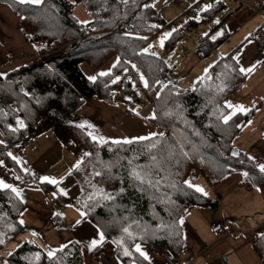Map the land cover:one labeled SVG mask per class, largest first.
I'll return each instance as SVG.
<instances>
[{"label": "trees", "instance_id": "obj_1", "mask_svg": "<svg viewBox=\"0 0 264 264\" xmlns=\"http://www.w3.org/2000/svg\"><path fill=\"white\" fill-rule=\"evenodd\" d=\"M3 1L22 16L19 26L38 54L27 65L0 73V130L5 138L0 139V161L7 162L20 178L31 176L12 148L34 133L52 110L69 117L95 95L112 103L114 92L124 89L138 96V87L152 109L148 120L166 129L162 135L131 144H114L113 140L101 144L92 140L86 127H66L81 155L79 167L71 171L80 186L76 200L84 218L114 243L122 264H151L135 251L137 244L174 256L181 251L183 216L196 206L212 203L203 192L189 187L195 169L212 186L234 172H241L245 182L264 186L261 160L234 143L253 111L236 112L228 123L221 118L230 114L227 99L246 78L233 55L222 56L190 90L179 89L176 81L166 77L170 66L166 58L145 51L166 26L155 0H44L40 5ZM77 2L88 10L90 21L81 22L74 14ZM183 32L175 29L165 39V52L174 48ZM224 37H206L199 54L208 55ZM114 55L118 56L115 66L94 80L81 67L85 61L97 70ZM134 172L145 173L150 183H141ZM42 185L56 189L55 184ZM56 199L71 200L63 193ZM25 207L20 196L0 187V251L24 229ZM254 244L264 260V232ZM65 245L55 250L53 258L37 241L26 240L7 256L6 263L85 264L77 240ZM100 248L97 245L91 252ZM125 249L132 255H124Z\"/></svg>", "mask_w": 264, "mask_h": 264}, {"label": "crops", "instance_id": "obj_2", "mask_svg": "<svg viewBox=\"0 0 264 264\" xmlns=\"http://www.w3.org/2000/svg\"><path fill=\"white\" fill-rule=\"evenodd\" d=\"M257 1L260 4L258 9H255L254 5ZM209 5L211 7H208ZM154 7L164 18L166 26L184 20L175 28L185 31L183 34L197 32L202 25L207 26L206 34L199 40L198 46L191 55L192 59L200 58L199 67L188 75H184V71L175 73L172 69L177 76L175 80L177 88L190 90L210 67L225 55H233L240 68L252 69L250 72H245V80L228 97L227 104L234 106L230 108V114L253 111L252 116L235 137L234 143L239 150L260 159V165L264 164V0H155ZM21 19L22 16L13 6L0 0V73L2 75L27 65L38 56L19 26ZM193 20L196 22H191ZM223 35L224 39L208 55L199 54V46L206 37L212 39ZM182 39L183 37L179 41ZM240 107L244 111H240ZM121 110L113 102L105 101L95 95L86 100L69 117H63L58 111L52 110L39 123L31 141L40 138L42 143H47L44 138L49 137L48 144H42L44 149L48 150L49 147L54 146L53 149H58L61 156L63 153L66 154L67 161L62 174L67 171L71 173L80 161L81 155L75 150L68 136L67 125H84L90 133L101 137L107 122L110 121L114 127L117 126L113 121L119 119L122 122L120 115L117 116ZM142 113L147 120L152 116L149 103ZM144 118L142 117V121L146 124ZM153 125L154 128L151 127L147 131H155L154 133L158 134L159 126L154 123ZM0 135L4 137L1 130ZM117 135V132L105 131L103 138L111 140ZM38 154V159L42 158L43 154ZM24 157L26 170L29 174H35L34 169H37L33 155L30 154L28 157L25 152ZM192 176L193 185L202 188L203 193L212 203L196 206L183 216L185 243L177 255L156 252L140 245L141 250L147 253L151 264H264L254 244L264 232V186H255L251 182L243 181L241 172L230 174L214 186L210 185L201 174ZM17 177H19L17 172L7 162L0 161V180L15 188L21 180H27ZM36 191L38 192L37 189ZM64 192L71 198L67 203H61L60 207H50V210L46 205L34 210L38 216L35 222H38L30 231L25 224L28 222H24L25 216L28 215L22 213L24 229L1 249L0 264H7V256L26 240L37 241L47 252L55 251L68 242L77 240L83 249L85 264H122L114 252V243L106 240L105 237L97 244L101 245L99 251L91 252L94 248L91 247V242L99 241L101 230L88 218H84V210L76 200L79 194L72 195L67 189H64ZM223 218L234 230L241 227L244 233L239 235L214 233L212 225Z\"/></svg>", "mask_w": 264, "mask_h": 264}, {"label": "rangeland", "instance_id": "obj_3", "mask_svg": "<svg viewBox=\"0 0 264 264\" xmlns=\"http://www.w3.org/2000/svg\"><path fill=\"white\" fill-rule=\"evenodd\" d=\"M73 12L81 22L86 23L91 20L90 13L81 2H77L75 4ZM183 22L184 20L179 21L178 23L175 22L171 25H167L164 28L163 32L160 35L156 36L151 41L150 45L147 46L146 49L147 51H152L156 54L165 57L167 62L170 64L169 69H173L175 73L177 71H184L183 74L188 75L190 72L194 71L193 69H197L199 67L198 63L200 58L192 59L191 55L194 52L195 47L198 46L199 40L202 38V36L206 34L205 32L207 31V26L202 25L200 28H198L197 32L191 31L188 33L186 32V34H183V39L179 41L169 52H165L164 43L163 46H161L160 43L162 37H164L168 33H172L173 30L176 27L180 26ZM209 26L211 27V24H209ZM34 58L37 59L38 56ZM117 60L118 56L114 55L97 70L91 69L85 61L81 62V67L83 71L87 74V76L89 78H92L96 77L97 74L109 72L112 69L113 65L117 62ZM137 93L138 96H131L129 95V93L124 91V89H120L119 91L114 92L113 104L117 105L119 109H122L118 112L117 116L120 115L123 120L122 122L119 119L117 121H120L122 125L120 124L119 126L114 127L109 121L105 124V127H103V132H101V135L104 136L105 131H109L112 133L117 132L118 135L111 138V140H125L137 137H147L151 134H154L155 131H147L148 129H151V127L154 128V125L152 122L144 118L145 115H143L142 113V110L145 109L149 103L148 98L138 87ZM130 101H132L134 105H132ZM142 117L145 121H147L146 124H143L145 122L142 121ZM92 130L93 129L91 128V132ZM34 133L24 138L22 142L16 146L17 148H13L12 150V153L19 159L25 169H27V167L24 161V153L26 152V155L28 157L30 156V154H32L33 159H35L34 164L37 170L34 169V172L36 171V175L30 173L32 178L27 180H21L20 184L15 187L20 191V197L24 200L26 204V207L23 212L27 213L28 216H25L24 222H28L25 224L29 228V231L30 229L34 228V226H37L36 223L38 222H35L38 216H36L37 212L34 210H38L39 208L45 205L48 207V210H50V207H60L61 203H67L61 202L60 200L56 199L58 193H61V189H67V191L72 195L80 193V186L77 183V180L73 173L67 171L62 174L65 168V162L67 161L66 154L63 153V156H61L60 152L57 151L58 149H53L54 146L53 148L49 147L48 150H45L42 144H48L49 137L44 138L47 143H42L40 138L35 141H31V139L35 135ZM0 139L5 138L1 137L0 135ZM16 149H18V151ZM38 153L43 154L42 158L38 159ZM195 170L196 174H201L198 169ZM42 177H49L58 181L59 183L55 184L56 189H54L53 187H48L45 189L42 183L50 182L42 180ZM36 189L38 190V192L36 191ZM39 223H41V221H39Z\"/></svg>", "mask_w": 264, "mask_h": 264}, {"label": "snow or ice", "instance_id": "obj_4", "mask_svg": "<svg viewBox=\"0 0 264 264\" xmlns=\"http://www.w3.org/2000/svg\"><path fill=\"white\" fill-rule=\"evenodd\" d=\"M17 2H18L19 4L40 5V4H42V3L44 2V0H17ZM123 2L126 3L127 0H123ZM208 7H211V6L209 5ZM170 35H171V33H168V34H166L164 37L161 38V41H160L161 46H163L164 40H165L168 36H170ZM145 51H147V49H145ZM114 66H115V65H114ZM132 67L134 68L135 65H133ZM239 71L242 72V73H243V72H250V71H252V69H251V68H249V69L240 68ZM107 74H108V73H101L100 75H107ZM90 79H93V80H94L95 77H92V78H90ZM141 79H143V77H141ZM144 86H145V87H148V86H149L146 80L144 81ZM165 87H166V85H165ZM227 106H228L229 108H233V107H234V106H233L232 104H230V103H229ZM240 111H244V109H243L242 107H240ZM232 115H234V113H231V114H229V115L222 116L221 118L223 119V122H224V123H228V121L232 118ZM19 124H20L21 127L24 126L23 121H19ZM80 127L83 128L84 125H80ZM89 135L92 137V140H93V141H96V142H98V143L104 144V143H108V142H109V141H107L105 138H103V137H97V136L93 135L92 133H89ZM156 135H157V134L154 133V134H151L149 137H137V138L125 139V140H123V141H120V140H113V141H111V143H114V144H131V143H134V142H136V141H142V140L151 139L153 136H156ZM159 135H162V134H159ZM0 143H3V142L0 141ZM152 147L154 148V147H156V145L153 144ZM233 154L236 155L237 153H233ZM8 155L11 156L12 154H11V153H8ZM85 155H91V154H90V153H86ZM12 159H13V160H16V157L12 156ZM153 159H155V157H153ZM76 167H79V164H78ZM259 168H260V171H261V172H264V164L259 165ZM96 175H100V173L97 172ZM133 175H134V177H135L136 179L140 180L141 183H145V182L150 183V181L146 179V174H145V173H142V172H134ZM245 175H247V173H245ZM17 178L19 179V177H17ZM41 179L44 180V181H49L50 183H53V184H58V183H59V182L56 181L55 179H52V178H49V177H42ZM188 183H189V187H195V188H196V191H198V192H203V189H202V188H200V187H198V186H194V185H192L190 182H188ZM0 187H2V188H4V189H11V191L14 192L17 196H20V191H19L17 188L12 187V185H10V184L4 183L2 180H0ZM61 192H64V190L61 189ZM64 194L66 195L67 193L64 192ZM90 199H91V197H90ZM182 222H183V221H181V223H182ZM21 223H22V221H21ZM124 231L127 232L128 229L125 228ZM103 240H104V234H103L102 232H100V233H99V241H97V240H93V241L91 242V247H95L99 242H102ZM64 247H67V245H65ZM135 251L138 252V253H140V255L143 256L145 259H148L147 253H145V252H143V251L141 250V247H140L139 244L135 245ZM47 255H48L49 257H53V258H54L55 255H56V252H55V251H49V252L47 253ZM124 255H126V256H131L132 254H131V252H129L127 249H125V250H124Z\"/></svg>", "mask_w": 264, "mask_h": 264}, {"label": "built area", "instance_id": "obj_5", "mask_svg": "<svg viewBox=\"0 0 264 264\" xmlns=\"http://www.w3.org/2000/svg\"><path fill=\"white\" fill-rule=\"evenodd\" d=\"M259 4H260V2L257 1V3L254 5V8L258 9ZM166 75L172 81H175L177 79L176 74L171 69H167L166 70ZM113 124L115 126H118L119 122L117 120H115L113 122ZM165 132H166V129H164V128H159L158 129V133L159 134H163ZM192 175H197L196 174V170L192 171ZM212 231L214 233L218 234V235H225V234H228V233H235V234L239 235V234L244 233V230L241 227H239L238 229L234 230L232 225L230 223L226 222L225 218H223L220 221L215 222L212 225Z\"/></svg>", "mask_w": 264, "mask_h": 264}]
</instances>
